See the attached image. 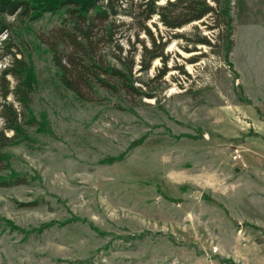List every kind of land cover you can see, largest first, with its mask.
Listing matches in <instances>:
<instances>
[{
    "label": "rangeland",
    "instance_id": "obj_1",
    "mask_svg": "<svg viewBox=\"0 0 264 264\" xmlns=\"http://www.w3.org/2000/svg\"><path fill=\"white\" fill-rule=\"evenodd\" d=\"M120 4L113 42L106 24L97 30L107 37L97 58L119 69L134 60L145 96L115 80L116 92L95 84L84 100L61 83L42 41L65 9L7 18L35 76L36 124L3 150L0 175L27 182L0 187V264H264V0H232L229 54L211 17L174 32L154 17L149 28L168 42L148 71L145 14L137 0ZM201 37L212 46L193 43Z\"/></svg>",
    "mask_w": 264,
    "mask_h": 264
},
{
    "label": "trees",
    "instance_id": "obj_2",
    "mask_svg": "<svg viewBox=\"0 0 264 264\" xmlns=\"http://www.w3.org/2000/svg\"><path fill=\"white\" fill-rule=\"evenodd\" d=\"M120 1L0 0V61L4 59L9 61L0 71V92L4 100L0 109V118L3 121V127L0 129V172L10 166L9 158L3 150L29 141L26 127L36 124L35 119L30 116L35 76L12 40L11 23L7 18L13 17L19 22H34L46 13H56L65 9L66 17L63 18L62 25L54 32V37L42 41L52 53L61 83L84 100H89L85 90H92L95 84L116 92L118 88L115 80L125 89H131L140 96H145L142 87L136 88L134 85V60L129 65L124 58L119 59L124 66V69H119L97 58L96 44L103 41V38L106 40L107 37L110 38L109 42H113V23L110 21L121 14ZM135 1L129 0L131 4ZM137 1L138 8L142 10V14H145L141 28L150 37L152 43L150 49L145 47V59L143 58L140 62L141 71H148L158 58L165 61L164 50L168 41L162 42L164 36L156 38L148 26L154 17H158V20L170 32L193 22H199L207 16L211 17V22L206 28L209 31H219L220 35L226 38V53H231L234 46L232 0H212L213 5L208 0H167L163 5L160 4L161 0ZM105 24L107 27L103 34L106 32L108 36L102 34L99 37L97 30ZM193 43L212 46L206 37H201ZM185 50L190 52V49ZM165 73V70L159 72L158 77H164ZM9 78L15 80L14 86ZM146 96L154 98L153 95ZM9 97H13L20 107L8 102ZM26 182V179L21 176L0 175V187L9 188L24 185Z\"/></svg>",
    "mask_w": 264,
    "mask_h": 264
}]
</instances>
